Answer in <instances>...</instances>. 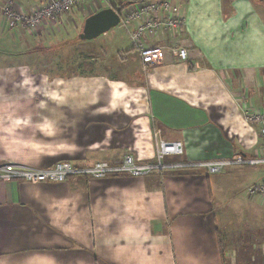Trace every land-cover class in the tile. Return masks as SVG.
Returning a JSON list of instances; mask_svg holds the SVG:
<instances>
[{
    "label": "crops",
    "instance_id": "1",
    "mask_svg": "<svg viewBox=\"0 0 264 264\" xmlns=\"http://www.w3.org/2000/svg\"><path fill=\"white\" fill-rule=\"evenodd\" d=\"M4 1L0 164L88 166L126 154L147 163L157 132L183 143L167 162L264 153L260 124L244 115L264 111V0H169L183 29L145 42L185 47L188 60L167 50L155 67L142 63L119 22L124 37L116 33L107 46L79 40L87 16L113 7L120 21L150 0H85L34 34L7 25ZM13 2L31 11L46 0ZM228 167L0 180V264H264V224L230 227L216 206L233 195L231 183L212 177ZM235 172L264 213L263 200L246 194L264 179V164Z\"/></svg>",
    "mask_w": 264,
    "mask_h": 264
},
{
    "label": "built area",
    "instance_id": "2",
    "mask_svg": "<svg viewBox=\"0 0 264 264\" xmlns=\"http://www.w3.org/2000/svg\"><path fill=\"white\" fill-rule=\"evenodd\" d=\"M85 0H46V2L31 10L16 9L13 0H6L1 6L2 15L9 26L20 25L29 33H35L46 23L54 19ZM106 0H94L101 2ZM180 8L169 0H150L135 9H129L119 21V26L128 31L133 49L139 55L143 64L155 67L163 63L168 50L173 56L182 61L188 60V50L182 46L163 47L159 45H146L145 39L158 32L183 29V14ZM245 119L248 122L260 124V136L264 140V111H246ZM183 143L165 141L159 133L155 134L154 159L147 163L138 162L132 154H126L119 162L95 161L88 166H76L69 162L59 161L51 167H39L24 164H0V180H24L28 182H60L72 176H85L89 178H102L109 174L128 173L133 176L146 175L151 172L171 168H205L210 173L221 172L225 167L233 165H257L264 162L263 157L219 159L206 162L165 161L167 156L182 155ZM264 155V154H263ZM247 195L258 197L264 202V179L251 184L247 188Z\"/></svg>",
    "mask_w": 264,
    "mask_h": 264
},
{
    "label": "rangeland",
    "instance_id": "3",
    "mask_svg": "<svg viewBox=\"0 0 264 264\" xmlns=\"http://www.w3.org/2000/svg\"><path fill=\"white\" fill-rule=\"evenodd\" d=\"M116 33L119 34L121 38L124 37L123 30L119 29L118 26H116L100 34L99 36L93 39L86 40V39L80 38L79 40L88 46H90L91 43H93L94 41H99V42L102 41L107 46V43H106L107 39H111V37H113ZM108 47H110L109 42H108ZM107 73L109 74V76L111 74H116V76H119V78H122V79H123L122 75H124L117 71H113V70L111 71L110 69L107 71ZM263 154L264 153L256 157H244V158L263 157L264 156ZM260 164H264V162ZM252 166H255V165H251V166L250 165H240V166L228 167L224 170L225 172L223 171L224 172L223 174L221 173V174H216L212 176L213 178L216 177L217 179L225 183L232 184V188H233L232 197L228 196L227 197L228 200H226L225 202L216 203L217 208L224 210L225 213L228 215L227 222H229L228 225L230 227L237 226V225H246L248 227H251V225L253 224H264V213L262 212L263 208L258 207L252 203H249L245 197L244 189L247 183H241L240 181L243 179H246V177L238 176L237 172H235V171H240V169L250 168ZM235 179H238V180L234 181ZM246 194H247V191H246ZM250 204L254 205V207L250 206ZM249 213H252V214L248 215ZM255 213L257 215H254ZM256 217H259V218H256Z\"/></svg>",
    "mask_w": 264,
    "mask_h": 264
},
{
    "label": "water",
    "instance_id": "4",
    "mask_svg": "<svg viewBox=\"0 0 264 264\" xmlns=\"http://www.w3.org/2000/svg\"><path fill=\"white\" fill-rule=\"evenodd\" d=\"M119 22V15L113 7L103 8L84 20L82 38L93 39L115 27Z\"/></svg>",
    "mask_w": 264,
    "mask_h": 264
},
{
    "label": "trees",
    "instance_id": "5",
    "mask_svg": "<svg viewBox=\"0 0 264 264\" xmlns=\"http://www.w3.org/2000/svg\"><path fill=\"white\" fill-rule=\"evenodd\" d=\"M219 244H220V246H221V244H222V243H221V239H219Z\"/></svg>",
    "mask_w": 264,
    "mask_h": 264
}]
</instances>
